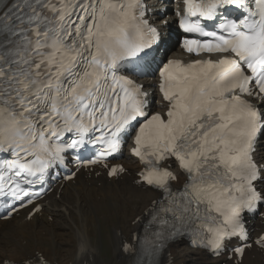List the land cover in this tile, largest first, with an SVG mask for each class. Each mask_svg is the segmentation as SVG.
Returning a JSON list of instances; mask_svg holds the SVG:
<instances>
[{
    "label": "snow or ice",
    "instance_id": "1",
    "mask_svg": "<svg viewBox=\"0 0 264 264\" xmlns=\"http://www.w3.org/2000/svg\"><path fill=\"white\" fill-rule=\"evenodd\" d=\"M182 3V47L196 58L160 61L165 108L152 112L140 81L160 32L147 0H0V221L27 209L31 222L83 170L119 180L127 169L111 160L127 146L134 183L155 197L116 264H166L184 241L210 264L264 253V0ZM8 242L19 258L0 264H57ZM79 255L89 264L87 238Z\"/></svg>",
    "mask_w": 264,
    "mask_h": 264
},
{
    "label": "bare ground",
    "instance_id": "2",
    "mask_svg": "<svg viewBox=\"0 0 264 264\" xmlns=\"http://www.w3.org/2000/svg\"><path fill=\"white\" fill-rule=\"evenodd\" d=\"M169 30L172 31V26L169 27ZM179 54V50H175L172 56H180ZM141 80L145 88L154 94L153 81L150 78ZM119 162H122L123 166L129 169V174L123 175L119 180H107L103 174L95 177L93 173L91 175L80 173L73 183H67L62 188L57 189V198H54V194L48 196V201L43 205L42 212L34 217L31 222L25 221V214L9 221H0V237L3 238V242H0V256L7 255L13 259L19 258L16 244L8 241L18 243L21 240H27L31 246L46 240L50 244L48 251L53 254L52 258L55 261H62L65 264H81L83 258L79 255V251L80 240L83 237L89 241L92 253L88 260L93 259L95 262L102 263L101 247L96 239L101 237L102 226L99 224V213L104 208L125 213L124 220L128 219L130 213L133 215V220L126 221L128 228L117 225L112 227L109 232L113 246V263L116 264V245L119 238L121 236L127 237L134 228L138 227L133 223L134 219L155 197V193L145 191L134 183L138 168L135 159L125 152L123 159ZM135 200H140V202L135 203ZM130 209L131 211H129ZM256 225H258V220L254 226ZM169 253L174 256L178 263L210 264L202 253L184 242L172 245ZM252 255L253 258L251 255L247 256L246 264H264V254L254 252Z\"/></svg>",
    "mask_w": 264,
    "mask_h": 264
},
{
    "label": "rangeland",
    "instance_id": "3",
    "mask_svg": "<svg viewBox=\"0 0 264 264\" xmlns=\"http://www.w3.org/2000/svg\"><path fill=\"white\" fill-rule=\"evenodd\" d=\"M136 202H140V200L139 201L135 200V203ZM129 211H131V209ZM117 213H118V216H117ZM125 215H126L125 213L122 214V213L118 212V210H117V212H115L114 210H109V209H103L101 211V216L103 218V219L100 218V221H99L100 226H102L101 237H99L97 239L95 237V239H96V242L101 247L100 256L102 257V259L107 260L113 254V252H112L113 246H112V243L110 241V235H109V232H110L111 228L115 227L117 225L121 226L122 228H128V227H126L127 226V222L126 221L127 220H129V221L133 220L132 213H130L128 215V217H127L128 219L127 220H124L125 217H126ZM96 230L98 231V229H96ZM42 234H43V232H42ZM39 244H41V247L50 246L49 242L46 241V240H43L42 242L40 241Z\"/></svg>",
    "mask_w": 264,
    "mask_h": 264
}]
</instances>
